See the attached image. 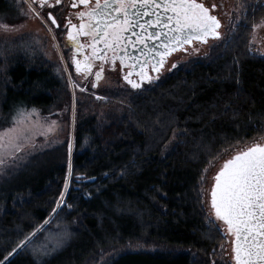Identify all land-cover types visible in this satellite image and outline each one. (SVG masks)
<instances>
[{
  "label": "trees",
  "instance_id": "16d2710c",
  "mask_svg": "<svg viewBox=\"0 0 264 264\" xmlns=\"http://www.w3.org/2000/svg\"><path fill=\"white\" fill-rule=\"evenodd\" d=\"M238 1L221 55L129 96L120 116L87 117L73 105L44 42L0 38V130L25 111L50 117L65 107L60 142L33 153L31 168L16 166L13 185L0 189V264H88L127 245L145 249L102 264H225L217 257L224 234L208 219L200 184L224 152L264 135V57L248 52L264 0ZM0 14L16 18L12 9Z\"/></svg>",
  "mask_w": 264,
  "mask_h": 264
},
{
  "label": "rangeland",
  "instance_id": "374dc122",
  "mask_svg": "<svg viewBox=\"0 0 264 264\" xmlns=\"http://www.w3.org/2000/svg\"><path fill=\"white\" fill-rule=\"evenodd\" d=\"M28 2V3H27ZM49 4L54 7L41 8L38 0L36 3H31V0H0V13L4 10H14L16 18L6 17L0 15V38H12L20 35H32L39 42H44V51L49 61L58 63L66 77L71 90L73 105L78 102L82 105V112L90 117L97 114L98 118H103L105 115L120 116L126 112V99L134 94L139 93L147 86L158 83L162 78L176 69L187 70L195 63L209 62L216 56L223 53L230 38L235 34L236 26L240 20L242 12V4L238 0H198L203 3L205 7L209 8L210 12L220 21L219 39H208L207 43L194 41L190 46H186L184 50L173 53L168 58L166 65L159 72L153 75L149 73L153 79L149 83L147 81L141 84L139 89H133L124 79L115 73L105 72L102 79L96 82L97 86L94 88L93 79L89 80L87 85L83 84L85 71H76L75 60L82 62V59L76 54L77 47H69L67 44L68 30L59 28L54 31L45 16H43L41 9L48 8L50 12H58V17L66 14L69 10H77L82 5L79 0H75L76 7H72L74 0H61L59 5L55 4V0H48ZM31 3V11H29V4ZM215 6V7H214ZM35 13H39L35 15ZM14 19V20H11ZM48 23V24H47ZM7 25V27H3ZM52 30V31H51ZM79 25L72 29L76 34V40L79 39L78 34ZM73 43V42H72ZM248 52L251 55L264 57V20H262L252 31L248 45ZM65 54V55H64ZM61 55V56H60ZM176 64L175 68L172 65ZM140 83V79H133ZM85 89V91H81ZM110 94V96H109ZM106 95V96H105ZM118 95L124 97L123 101L116 99ZM112 96V97H111ZM97 97H100L99 99ZM73 108V107H72ZM63 107L53 116H42L36 110H29L23 112V116L19 115L14 123L5 129L0 130V135H5V147L0 149V189L13 185L15 180L14 168L23 164L25 168H31V163L27 160L33 153L48 149L49 146L57 144L61 139L58 138L60 128L64 125V111ZM76 109L73 108L71 112L70 130L71 136L74 126V117ZM55 122V123H53ZM15 129L14 132L9 133L8 130ZM8 135L16 137L15 146H7ZM70 136V134H69ZM175 135L168 142L169 151L173 147ZM264 142V135L254 140L253 143L247 146H240L230 149L223 153L214 163H212L207 170H205L204 178L200 184V193L202 195L203 204L207 213L209 221L218 224L223 231L220 224L213 218L209 207V190L211 188L212 178L223 160H226L233 154L240 150H244L248 146ZM217 226V227H218ZM224 234V231H223ZM224 243L217 252L218 259L225 264H234L231 259V240L225 234ZM144 250L143 246L127 245L119 249H108L99 254L96 258H92L88 264H102L110 258L128 250Z\"/></svg>",
  "mask_w": 264,
  "mask_h": 264
},
{
  "label": "snow or ice",
  "instance_id": "6c2138e0",
  "mask_svg": "<svg viewBox=\"0 0 264 264\" xmlns=\"http://www.w3.org/2000/svg\"><path fill=\"white\" fill-rule=\"evenodd\" d=\"M37 0H31L36 3ZM41 8L44 6L54 7L48 0H38ZM31 3L29 11H31ZM61 0H55L59 5ZM79 4L84 5L88 11L77 13L78 19L82 21L79 25L80 35L87 34L85 28H94L93 39L97 42L103 41L105 49H111L114 53L113 63L119 58L123 66L125 60L123 56H118L117 48L127 37L125 33L131 31L136 37V42L144 43L143 35L145 24L161 29L167 27L168 31L151 32L147 39L164 38L163 51H157L159 57L157 63L151 65V71L159 73L166 63V58L184 45L190 44L193 40L207 43L208 38L219 39L220 21L215 15L210 14V10L199 3L198 0H95V5H91L90 0H79ZM75 0L72 7H76ZM215 7V6H214ZM163 9L165 16L160 15L156 10ZM37 15L39 13H36ZM88 16L89 23H83L84 17ZM155 17V20L148 19L141 23V17ZM48 18L53 24L57 21L49 13ZM68 30V39L74 44L76 34L72 29L77 26L72 25ZM58 26V25H57ZM7 27V25H3ZM141 29L136 32L135 29ZM147 47V45L145 44ZM147 55V54H145ZM106 60L105 54L97 55L95 49L93 56L86 58L83 62V70H90L93 59ZM76 71L82 70V62L75 60ZM148 66L147 61L140 65V70L135 74L140 77L138 83L130 77L133 71L124 75V80L133 89H139L145 81L151 83L152 77L144 70ZM177 65L173 64L172 68ZM135 70L136 65L132 66ZM103 67L96 73L97 80L102 78ZM94 88L96 83L92 85ZM84 89H81L83 91ZM98 99L100 97H97ZM23 116V113L20 114ZM55 123V122H53ZM15 129L8 130L9 133ZM5 135H0V149L5 145ZM16 137L8 135L7 146H15ZM72 144L69 142V155L71 156ZM2 163V161H0ZM69 175L71 174V163H69ZM77 179H80L78 177ZM214 184L210 191V207L216 220L224 225V234L231 237V259L234 264H264V145L254 144L245 150L238 151L230 159L226 160L214 177ZM69 181H65V189L68 188ZM64 193H61V197ZM55 211V210H54ZM211 222V221H210ZM219 230V229H218Z\"/></svg>",
  "mask_w": 264,
  "mask_h": 264
},
{
  "label": "flooded vegetation",
  "instance_id": "af4514ba",
  "mask_svg": "<svg viewBox=\"0 0 264 264\" xmlns=\"http://www.w3.org/2000/svg\"><path fill=\"white\" fill-rule=\"evenodd\" d=\"M91 5H95V0H90ZM103 2V0H101V3ZM47 7V6H44ZM80 11H84L87 12L88 9L82 5L80 8H78L77 10H69L65 15L62 14L61 17H58V12H50V10L48 8H44L41 9V12L43 14V16H45V18L47 19V21L49 22L51 28L54 31H57L59 28L61 29H65V31L68 30V28L71 27V25L69 24V21H71L72 25H80L82 23V21L80 19H78L77 17V13ZM49 13L52 14V16L55 18V20L57 21V24H53L52 21L48 18ZM2 15V14H0ZM83 23L87 26V24L89 23V18L88 16L84 17ZM48 24V23H47ZM58 25V26H57ZM52 31V30H51ZM85 32L87 34H83L79 36V39H77V43H72L69 42L67 44V46L72 47V46H76L77 50H76V54L82 59V63L86 60V58L92 57L93 56V51L95 49L97 55L101 54H105L107 59L106 60H101V59H93L92 60V65L90 67V70L87 71L85 73V77L83 78V84L85 86V84L87 85V83L89 82V80L93 79V83H96L97 77H96V73L98 71L101 70V66L103 67V73H102V77L105 74V72H110V73H115L116 75H118L119 77H121L122 79H124V75H126L129 71H133V75L130 77L131 79L135 78V73L138 72V70H133V68L131 67H124V69L121 68V63L119 58L115 59V63H113V51L111 49H105V47H103L104 51L102 50V48L100 49H96L97 45H92V28H85ZM79 33V31H78ZM132 35V33H131ZM132 47L131 49L134 50V46L133 44H131ZM187 45H185L181 50H184L185 47ZM178 50V51H181ZM118 53V50H116ZM177 52V51H175ZM174 52V53H175ZM65 55V54H64ZM61 56V55H60ZM170 58V57H169ZM143 61V59H141L140 61H138L139 63H141ZM126 64H124L123 66H125ZM102 79V78H101ZM85 91V89H84Z\"/></svg>",
  "mask_w": 264,
  "mask_h": 264
},
{
  "label": "water",
  "instance_id": "95a60500",
  "mask_svg": "<svg viewBox=\"0 0 264 264\" xmlns=\"http://www.w3.org/2000/svg\"><path fill=\"white\" fill-rule=\"evenodd\" d=\"M103 3V2H102ZM200 3V2H199ZM207 8V7H206ZM209 9V8H208ZM160 15H162V16H165V15H168V14H170V13H168V14H165L164 13V11H163V9H157L156 10ZM210 14L211 15H214V14H212L211 12H210ZM216 16V15H215ZM148 19H152V20H155V17L154 16H152V17H141V23H145V21H147ZM88 25V24H87ZM145 29H146V31H144V33H143V35L145 36V42L144 43H138V42H136V37L135 36H133V35H131V31H129V32H127V33H125V36L127 37V39H125L124 41H123V43L122 44H120V46L117 48V50H118V56H123V58H124V60H125V66H122L121 65V68L122 69H124V67H131L132 68V66L133 65H136V70H140V65H142V64H144L146 61H147V63H148V66L144 69L148 74L151 72V73H153V74H156L157 72H153V71H151V65L152 64H155V63H157V61L159 60V57L156 55V52L157 51H163L164 49H163V44H164V38L163 37H161V38H159V39H147V36H148V34L149 33H151V32H159V31H161V30H163V31H165V32H167L168 31V28L167 27H165V28H163V29H161V27L160 26H155V27H152V26H149V25H147V24H145ZM135 31L136 32H140L141 31V29H139V28H136L135 29ZM218 31V30H217ZM219 32V31H218ZM93 35H94V28H92V45L94 46V45H97V48L96 49H99L100 47L102 48V50L104 51V49H103V47H104V43H103V41H99V42H97V41H95L94 39H93ZM208 39H211V37H209ZM194 41H196V40H193L190 44H186L187 46H190ZM197 42H199V41H197ZM131 44H133V46H134V50H132L131 49V47H132V45ZM145 44L147 45V47L145 46ZM185 46V45H184ZM183 46V47H184ZM100 48V49H101ZM178 50H181V49H178ZM177 50V51H178ZM174 53V52H173ZM172 53V54H173ZM101 54V53H100ZM145 54H147V55H145ZM171 54V55H172ZM171 55H169L167 58H166V63H167V60H168V58L171 56ZM141 59H143V61L141 62V63H139L138 61H140ZM120 60V59H119ZM165 63V64H166ZM165 64H164V66H165ZM162 69V68H161ZM161 71V70H160ZM134 79H140V77L138 76V75H136L135 74V78ZM260 144H262V145H264V142H262V143H260ZM253 146V145H252ZM248 147H251V146H248ZM248 147H246L245 149H247ZM244 149V150H245ZM236 154V153H235ZM235 154H233V155H235ZM232 155V156H233ZM232 156H230L229 158H227L226 160H228V159H230ZM226 160H223L221 163H220V165L218 166V168H217V170H216V172H215V174H214V176H213V178H212V182H211V188H212V186H213V184H214V177H215V175L218 173V171H219V169L223 166V164H224V162L226 161ZM94 181V179L92 178V179H87V182H93ZM211 188H210V190H209V207H210V201H211V196H210V191H211ZM210 211H211V207H210ZM211 214H212V216H213V218L216 220V218H215V215L212 213V211H211ZM219 224H220V226L222 227V229H224V225H223V223L221 222V221H218V220H216ZM227 236V235H226ZM227 237H229V236H227ZM229 239L231 240L232 238L231 237H229ZM234 263V262H233Z\"/></svg>",
  "mask_w": 264,
  "mask_h": 264
}]
</instances>
